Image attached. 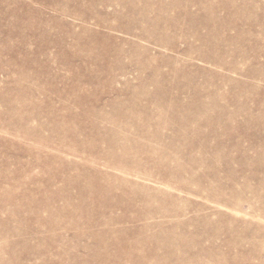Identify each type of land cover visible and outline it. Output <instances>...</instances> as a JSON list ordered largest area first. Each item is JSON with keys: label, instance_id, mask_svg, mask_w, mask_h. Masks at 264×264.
Returning <instances> with one entry per match:
<instances>
[{"label": "rangeland", "instance_id": "obj_1", "mask_svg": "<svg viewBox=\"0 0 264 264\" xmlns=\"http://www.w3.org/2000/svg\"><path fill=\"white\" fill-rule=\"evenodd\" d=\"M0 264H264V0H0Z\"/></svg>", "mask_w": 264, "mask_h": 264}]
</instances>
